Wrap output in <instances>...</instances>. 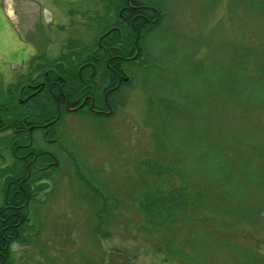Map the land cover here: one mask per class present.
<instances>
[{
    "label": "rangeland",
    "instance_id": "374dc122",
    "mask_svg": "<svg viewBox=\"0 0 264 264\" xmlns=\"http://www.w3.org/2000/svg\"><path fill=\"white\" fill-rule=\"evenodd\" d=\"M168 1L146 41L157 71L148 63L133 70L126 106L106 125L82 116L84 164H67L31 202L34 226L12 245L16 264H264V68L248 52L264 46V6ZM9 3L13 18L3 12ZM103 9L100 0H3L0 72L11 74H0V102L12 71L31 65L17 62L22 44L55 57L69 38L93 42ZM242 60L257 76L243 75ZM159 97L170 102L168 111ZM148 99H157L152 111ZM158 112L170 138L156 146L150 115ZM96 133L106 138L95 143ZM156 162L169 167L167 174L148 173ZM92 185L109 199L106 237L93 231ZM182 186L188 210L154 232L139 192L164 195ZM2 187L0 179V204Z\"/></svg>",
    "mask_w": 264,
    "mask_h": 264
},
{
    "label": "flooded vegetation",
    "instance_id": "af4514ba",
    "mask_svg": "<svg viewBox=\"0 0 264 264\" xmlns=\"http://www.w3.org/2000/svg\"><path fill=\"white\" fill-rule=\"evenodd\" d=\"M168 2L109 0L112 25L105 33L114 29L122 40L133 39L136 33L127 53L94 48L87 52L91 59L79 66L29 65L12 71V81L4 94L16 96L19 104L10 116L9 126L0 115V179L2 186L8 184L7 193L15 185L32 183L1 174L17 160L34 170V185L51 184L64 175L67 164L74 170L82 168V148L87 138L82 116H94L92 120L102 126L125 108V87L132 85L138 64L146 65V41L167 15ZM3 72L11 74L1 71L2 76ZM75 77L82 83L70 85ZM9 87L14 89L12 95ZM96 136L95 143L106 138L103 134ZM145 141L146 137L140 146Z\"/></svg>",
    "mask_w": 264,
    "mask_h": 264
},
{
    "label": "trees",
    "instance_id": "16d2710c",
    "mask_svg": "<svg viewBox=\"0 0 264 264\" xmlns=\"http://www.w3.org/2000/svg\"><path fill=\"white\" fill-rule=\"evenodd\" d=\"M100 1L104 4V14L100 13L96 17V20L98 21L97 25H99V28L97 29V33L94 38L95 41L87 43L80 40L79 38H69L68 43L64 46V49L58 56L47 57L45 53L38 54L32 58L31 65L65 64L69 66H79L87 59H91L90 54H88L87 52L94 48H98L99 51L112 49L122 50L123 52L127 53L134 43L133 39L136 33L133 32V39L125 40H122L119 37L118 32L114 29L110 30V32L108 33H105L110 29L112 25L111 19L108 15L109 11L111 10V5L109 3V0ZM251 2L252 7H254L255 4H261V6H264V0H257V2H255V0H251ZM100 36L101 38H99ZM256 48L257 51L253 52L251 49H248V52H252V60L254 61L256 59L254 62H261L263 64V66L260 68V70H262V68H264V46L262 48L261 46H256ZM144 49L146 50V57L144 60L145 63L149 64L148 70L150 72H156L159 66H156L158 64L155 65L154 62H157L158 58L156 57V60H154L155 57H151L150 50H148L146 47H144ZM248 52L244 54L245 57L247 56ZM243 61L244 60H242V62ZM249 64L250 63H248V61L243 62L242 65L244 68L241 69L243 71V75L253 72L248 68ZM103 65H106L104 61ZM139 65L141 66L143 64H138V66ZM253 74L254 76H257L255 72H253ZM237 81L238 80H235L233 83H236ZM74 83H82V81L78 77H75L74 80H71L70 85ZM9 88L11 91L10 95H12V91H14V89L11 87ZM156 101L157 99L155 101H151L148 99L149 107L151 104L149 111L153 110ZM157 103L163 107V112L168 111V109L170 108V102H168L165 97H159ZM18 104L19 103L16 96L13 97L5 94L2 96V100L0 102V115L2 116V121L4 122V124L9 126V124L11 123L10 116L15 113L16 106ZM174 116H177V114H174ZM150 117V121L153 120L152 122H154V124H150L152 125L151 132H153L154 130L156 131V139L154 143L157 144L156 146H158V144H161L167 138H170V135L168 136L167 134L168 129L164 124V121L166 122V118H164L163 113L161 114L160 112L156 113L154 117L151 115ZM149 160V158H146L145 162L147 163L149 162ZM171 168L173 169V167ZM148 169H150V171L148 172L150 174L157 172L156 174L162 173V176H164L165 174H167L166 170H168L169 167L164 162H156L153 166H149ZM34 173V170L26 169L19 160L15 161L13 165L7 166L1 170L2 175L6 174L10 177L17 178V182H19L20 179H26L31 180L32 183L15 185L14 188H10L11 190H9L8 193V184H4L3 186V198L2 203L0 204V264H16L15 256H13L12 245L15 241L25 239L24 234L30 231V229L34 226V224L32 223L35 217V213H30L31 202L34 200H39L37 196L48 188V185L46 184H33V180L36 179L33 175ZM92 187L91 189L94 194H92L91 196L95 198L91 202V209L93 211L92 216L95 222L93 231L96 236H100L101 234L102 236L106 237L109 233L102 229L104 223L102 219L103 217L104 220L106 219V206L109 207V199L107 196H105V192H101L93 185ZM185 188L186 187L184 186L177 187L176 190H171L167 194H165L163 190H161L164 195L153 194L157 190H145L139 192L136 200L141 201L142 205L140 206V209L142 210V212L146 211L145 213L143 212V214L145 215L150 228L154 232H161L169 223L177 222L175 218L179 217L182 213L184 214L185 211L188 210L187 208L190 204V198L189 196H187ZM159 191L160 190H158L157 192ZM97 202L103 206L97 208ZM3 211L4 213H2ZM182 216L184 217L182 218L183 220L187 218L186 215ZM165 248L168 252H174L170 244Z\"/></svg>",
    "mask_w": 264,
    "mask_h": 264
},
{
    "label": "crops",
    "instance_id": "0c3cea01",
    "mask_svg": "<svg viewBox=\"0 0 264 264\" xmlns=\"http://www.w3.org/2000/svg\"><path fill=\"white\" fill-rule=\"evenodd\" d=\"M2 2H3V0H0V7H1ZM54 7H55V9H58V7H56V6H54ZM3 12L9 18L15 17V13L13 10H12V13H10V12H8L7 8H5V9H3ZM37 51H38V47L32 42L22 44L20 46V50H19L20 54L16 58L17 62H20L23 64L25 61H28L32 55H35L37 53ZM24 59H25V61H24Z\"/></svg>",
    "mask_w": 264,
    "mask_h": 264
},
{
    "label": "bare ground",
    "instance_id": "6f19581e",
    "mask_svg": "<svg viewBox=\"0 0 264 264\" xmlns=\"http://www.w3.org/2000/svg\"><path fill=\"white\" fill-rule=\"evenodd\" d=\"M10 13H12V9L10 8V11H9Z\"/></svg>",
    "mask_w": 264,
    "mask_h": 264
},
{
    "label": "water",
    "instance_id": "95a60500",
    "mask_svg": "<svg viewBox=\"0 0 264 264\" xmlns=\"http://www.w3.org/2000/svg\"><path fill=\"white\" fill-rule=\"evenodd\" d=\"M85 65V64H84Z\"/></svg>",
    "mask_w": 264,
    "mask_h": 264
}]
</instances>
